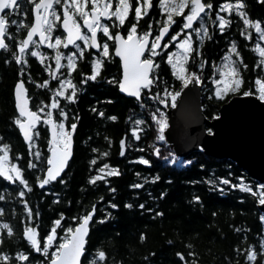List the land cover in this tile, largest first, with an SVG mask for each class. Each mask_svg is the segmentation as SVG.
Wrapping results in <instances>:
<instances>
[{"label":"trees","instance_id":"16d2710c","mask_svg":"<svg viewBox=\"0 0 264 264\" xmlns=\"http://www.w3.org/2000/svg\"><path fill=\"white\" fill-rule=\"evenodd\" d=\"M203 3L214 5L208 15H202L208 35L194 31L200 26L198 20L190 32L184 30L179 36L192 35L190 52L184 62L185 76L200 80L202 111L212 120L232 97L243 96V91L255 93V80L264 81V57L257 51V45L262 44L257 33L247 28L236 12H220L230 20L224 31H220L216 12L221 4H235L236 0H203ZM242 3L248 18L260 21L264 28V0H242ZM150 4L152 7L142 18L135 19L132 14L126 20V28L136 24L138 33L158 35L167 13L160 8L159 0H150ZM31 10V6L19 5L15 12L9 11L10 18L18 22L17 26L9 25L7 29L15 40L6 37L10 50L0 52V148L3 144L9 145L7 157L21 168V175L31 188L29 191L19 181L13 184L0 177V196L4 197L0 199L3 210L0 222H7L13 229L11 236L7 230L0 229V252L10 256L11 264H24L16 260L18 251L28 255L27 264H49L50 254L59 247L65 229H75L78 217L94 210L82 264H90V261L93 264H246L244 252L253 245L258 254L255 264H262L264 255L259 254V243L264 239V221L260 219L259 198L232 186L247 184L256 191L259 183L231 160L207 156L201 150L178 157L165 140L156 139L159 128L152 116L158 118L159 109L165 113L167 121L166 110L173 106L166 93H181L185 87L176 78L177 72L168 62L165 50L153 58L152 79L156 82L142 91L139 101L119 93L121 69L117 61L107 65L105 78L101 76L86 83H82L81 77L89 72V66L87 63L80 66L74 76L76 97L73 101L60 98L55 111L60 115L58 109L62 108L66 115L53 118L57 122L64 120L70 129L73 123L77 124L73 158L61 177L65 183L57 181L45 186V190L40 188L38 180L47 168L49 130L45 125L37 126L39 136L35 145L30 148L24 143L14 124L18 113L13 88L18 79L24 81L30 108L34 111L39 99L42 104H49L50 92L55 87H40L46 80L45 68L28 54L22 76L14 60L4 62L10 59L11 51H15L14 44L26 36L33 21ZM188 11L185 8L183 13L173 17L167 42L172 35L181 32L183 16ZM233 46L236 52H231ZM228 53L232 55L242 83L239 91L221 100L215 95L214 81L220 76L221 62ZM109 74H113L115 82L107 81ZM33 86L36 94L32 93ZM157 95L165 99L166 107L153 99ZM37 150L41 152L42 163L34 155ZM143 159L150 160L151 167L145 166ZM29 160L37 167L29 168ZM107 169L112 170V174L102 176ZM92 177H97L95 182H90ZM223 179L230 183L224 185ZM20 190L25 191V197L18 195ZM162 192L166 193L163 198ZM196 196L200 197L199 201L193 199ZM112 203L118 208L113 209ZM126 203L132 207H125ZM140 204L145 207L141 209ZM62 215L61 225H55V220ZM103 217H107V221L97 223ZM53 226L57 228V238L46 256L43 239ZM26 227L37 229L41 251L33 249L24 237ZM101 250L106 253L105 261L98 260ZM178 253L183 254V258Z\"/></svg>","mask_w":264,"mask_h":264},{"label":"snow or ice","instance_id":"6c2138e0","mask_svg":"<svg viewBox=\"0 0 264 264\" xmlns=\"http://www.w3.org/2000/svg\"><path fill=\"white\" fill-rule=\"evenodd\" d=\"M62 4L63 6V21L62 28L63 33L56 35L55 31L59 28V25L56 24V19L58 18V13L54 5ZM159 6L165 13H167V18L163 21V26L159 28V34L155 35V38L151 41L148 40V34L143 33L136 35V24H132L131 28L128 30L127 38L125 39L122 35L117 32L114 36L110 34L109 26L107 23L101 21V17H115V21L118 22V25H124L126 17L128 16L129 9L131 7L129 0H116L115 10L111 11L112 0H92L90 12L86 10L85 4L81 0H40L39 3H35L32 11L35 13V22L31 24L28 28L26 36L20 39L14 44L15 51H11V57L4 62L10 63L11 60H14L16 65L19 66V72L22 76L25 72V67L28 63L26 54L30 52L32 57H40L43 59V53L39 52L37 49L39 45L47 42V47L49 49H58L62 43L67 48L69 45L74 46L77 49L82 50L81 45L77 41H83L84 48H94L99 49L101 46L97 43V33L98 30L102 31L103 36L107 37L110 40L114 41L115 44V56L120 57L123 64V79L119 81L120 89L125 93H131L133 96H139L141 89H149L156 82L155 79L150 78V72L155 67L153 58L157 57L159 52L158 50L168 49L169 45L177 40L176 35H172L171 40L168 43H162L163 38L170 31V25L174 24L173 17L180 15L184 12L185 8H188L189 11L187 15L183 16V24L180 31L185 29H192L193 22L199 20L200 26L195 28L194 31L199 34L204 33V36L208 35L207 29L204 26L203 16L201 14L208 15L213 9L214 5L212 3H203L202 0H159ZM19 7V0H0V49L9 51L10 45L6 42L7 39L15 40V37L7 31L9 25L17 26L18 22L9 16L5 15V10H10V12H15ZM152 7L150 0H136L135 6V16L139 19L142 15L147 14L148 10ZM207 10V11H206ZM220 12H236L237 15L243 20V24L247 28H254L260 40H264V28L261 27V22L258 20H251L248 18V14L243 11L242 0H236V3H223L220 5V9L216 12V18L219 22L220 31L223 32L225 26L230 23V20L225 19L224 16L220 15ZM76 16H79L83 19L84 26H86L87 32L91 35H87L81 32V25L77 23ZM217 20H213V23H216ZM22 23V22H21ZM19 31V28H17ZM39 36V41L34 39V36ZM243 35V33H242ZM54 40V42H53ZM150 44V46H148ZM30 45H35L36 47H30ZM182 51L176 55L181 57V72L183 71V57H186L189 54V41L188 38L181 40L177 45ZM257 51H259L260 56L264 57V48H260L257 45ZM231 52H236L235 46L231 48ZM65 54L56 51L55 52V65L56 69H60L61 58ZM102 57L110 58V49L108 43L102 45ZM237 55H239L237 53ZM174 54L169 52L167 55L168 62L172 64L173 68H176V64L173 63ZM147 57V58H145ZM233 62H229L227 67L230 69L228 73L223 71L220 72L221 79L214 81L217 85V90L215 95L220 97L221 100H224L230 94H235L240 90L241 79L239 76V71L236 67L232 66ZM100 65V59L92 61L91 64V79L96 80L98 69ZM75 61L72 53L67 54V69L68 72H71L75 68ZM203 67V65H201ZM245 68L247 65L244 66ZM49 72L50 76L53 79H59V91L53 93L54 96H64L66 100L73 101V95L65 96L63 89L65 85L69 88H72L73 93L77 90L72 86L71 81L61 79L60 75L53 71L52 69H46ZM176 78L179 79L183 85H187L190 80L192 82L199 84L200 80H193L191 76L181 75L180 72H177ZM227 75V79H225ZM29 81L32 80L31 75L28 76ZM115 82V81H113ZM86 83V81H82ZM49 81L45 80L43 87L48 85ZM223 84V87L220 85ZM256 91L255 93L251 91H243L242 95L247 97L250 95H257L258 100L264 102V81L261 79L255 80ZM25 83L22 79H18L13 88V96L15 101V109L18 115L14 117V124L18 126L19 132L23 134V139L28 142L29 147L35 145V140L39 136V132L36 130L37 123L41 120L39 111H43L40 106H37V111H32L29 108V99L30 97L26 96ZM166 95L171 97L172 106L179 107L178 97L181 95L180 91L167 92ZM153 99H158L160 104H165V99L159 98V96L153 97ZM111 102V101H109ZM59 101L53 99L51 109H57ZM60 116L64 117L66 115L64 109H58ZM95 111V110H94ZM158 112V118L156 115L152 116V120L158 125L159 133L156 136L158 141L165 140V128L167 127V121L165 113L162 111ZM103 115V113H101ZM46 119L43 120V123L48 126V130L51 134V139L48 140V152L50 155L46 159V173L43 174L42 178L38 180V184L42 190H45V186L50 185L52 182H59L64 184L65 181L61 178L62 173H64L66 165L72 155V145H73V132L77 128V124L73 123L71 125V130H66L65 121L60 120L57 122L53 119L52 111L45 112ZM218 118V117H214ZM116 119V117H112ZM139 123V121H137ZM208 134L214 135V130L208 128L206 130ZM183 132L182 125L178 126L177 135L179 136ZM123 143V141H122ZM195 146L199 147V150H203V145L199 143V138L197 136ZM9 148L8 144H3L0 150L5 152V155L0 156V177L4 178L7 181L15 184L16 181H19L21 185L31 191V188L28 185V182L21 175V168L16 164H10L9 166L5 165V160L7 159V150ZM95 151V149H93ZM30 155L32 153L30 152ZM36 159L43 162L41 152L37 150L34 153ZM159 156V152H157ZM167 162L168 158H164ZM191 163V161H188ZM143 164L145 166L151 167V161L148 159H143ZM37 164L33 163L32 160H29V168H36ZM107 167V165H105ZM203 168V165L201 166ZM111 175L112 173H108ZM103 179V177H100ZM97 177H92L90 182H95ZM159 179V177H157ZM170 182V181H169ZM222 183L227 185L230 183L229 180L223 179ZM233 187H240L242 190L252 193L253 196H258V203L261 206H264V183H259L256 191L253 190L247 184H241L239 186L232 185ZM133 187H141V185H133ZM224 191V189H220ZM114 191V189L112 190ZM45 194H48L46 191ZM18 195L23 198L25 197V191L20 190ZM166 193H161V198H163ZM3 196H0V199H3ZM196 201L200 200V197L196 196L193 198ZM113 209H117L118 205L115 203L111 204ZM125 207H132L131 204H125ZM139 207L143 209L145 206L140 204ZM25 209L28 211V206L25 203ZM0 209V213H2ZM149 211H152L149 209ZM156 215H163L161 212H156ZM37 217L39 213L36 214ZM93 213L89 212L85 215L78 217V223L73 229L68 227L65 229V235L61 238L62 242L59 244V247L52 251L50 256V264H81L82 253H85V237L89 233V225ZM215 215V213H213ZM63 215L61 219L55 220V225H61ZM264 221V215L260 217ZM28 220H32L31 212L28 214ZM107 221V217H103L97 221L99 224H104ZM0 229L7 230L9 236L13 234V229L7 222H0ZM57 228L53 226L52 230L46 235L43 239V252L47 256L48 250L52 247L53 241L56 237ZM24 237L30 242V246L35 249L37 252L41 251L38 247L39 241L37 239V229L33 227H26L23 233ZM144 239V235L141 234V240ZM260 255H264V239L260 240L259 243ZM154 255V254H153ZM178 256L183 258V254L178 253ZM191 255V253H190ZM245 261L246 264H255L257 259V252L255 251V246H249L245 252ZM106 253L104 251H98V260L105 261ZM17 261H23L24 264L28 262V255L23 251H18L16 254ZM0 261H3L4 264H11L10 256L5 252H0ZM90 264H93L90 261ZM264 264V262H262Z\"/></svg>","mask_w":264,"mask_h":264},{"label":"water","instance_id":"95a60500","mask_svg":"<svg viewBox=\"0 0 264 264\" xmlns=\"http://www.w3.org/2000/svg\"><path fill=\"white\" fill-rule=\"evenodd\" d=\"M32 15V23H34L35 13L33 11ZM202 15L203 13L201 16ZM197 22L198 20L193 22V26ZM169 27L171 30V26ZM190 30L191 29H185V31ZM169 34L170 31L165 35L162 43L167 41ZM35 38L39 39V36H34V39ZM148 40L151 41V38L148 37ZM148 46H150V44ZM1 50L2 49H0V52ZM115 57L120 61V80H122L123 64L120 57ZM152 71L153 69L150 72V78H152ZM193 80L195 79L193 78ZM143 90L145 89H141L139 96H133L131 93L123 92L119 87V93L122 96L137 101L141 99ZM26 96H28V91H26ZM201 99V85L191 80L183 88L181 95L178 97L180 106L167 108V128L165 129L164 135L165 141L169 144L170 148L174 150L178 157H185L192 152L199 151V147L194 145L198 136L199 143L203 145L202 151L205 155L217 159L231 160L252 179L256 180L258 183H264V102L259 101L258 97L252 95L247 97L235 96L220 108L217 116L218 118L208 120L203 114ZM163 106L166 107L165 104ZM180 125L183 127V132L178 136L177 131ZM207 128H212L214 130V135L208 134L206 131ZM75 132L76 129L73 132L72 155L66 165L64 173L73 158ZM48 133L49 139H51V134L50 132ZM20 135L23 139V134L20 133ZM23 141L28 145L27 141L24 139ZM64 173H62V176ZM259 210L262 215H264V206L260 205ZM91 212L94 214V210ZM93 218L94 215L91 218L90 224ZM89 233L85 237V249ZM84 254L85 253H82L81 256V264Z\"/></svg>","mask_w":264,"mask_h":264},{"label":"flooded vegetation","instance_id":"af4514ba","mask_svg":"<svg viewBox=\"0 0 264 264\" xmlns=\"http://www.w3.org/2000/svg\"><path fill=\"white\" fill-rule=\"evenodd\" d=\"M81 1L83 2V0H81ZM39 2H40V0H19V5L31 6L32 9H33V7L35 6V3H39ZM84 2H85L86 10H88L90 12L92 0H84ZM115 2H116V0H113L112 4L114 5ZM129 3L131 5V7H130L129 14L126 17V20L132 14L134 15L135 19H137V17L135 16L136 0H129ZM54 7L56 8L57 13H58V18L56 19V24L59 25V28L55 31V34L59 35V34L63 33V30L61 28V22L63 20V6H62V4H56V5H54ZM110 10L112 11V9H110ZM9 11L10 10H6L5 11V15L6 16H9ZM31 12H32V10H31ZM142 16L140 18H142ZM75 18L77 20V23L81 25V32L90 36L91 34L87 32L86 26H84L83 19L80 18L79 16H76ZM126 20H125V24L124 25H118V22L115 21V17H108V18L101 17V21L107 23V25L109 26V31H110V34L112 36H114L117 32H119L122 35V37H124L125 39L127 38L128 30L131 28V26L126 28ZM179 33L181 35L183 34V32L182 33L179 32ZM136 34L139 35L140 33H138L136 31ZM63 35H66V34L63 33ZM148 37H150L151 40H153L155 38V36L151 37L149 34H148ZM35 40L39 41L38 38H35ZM53 42H54V40H53ZM77 43L81 45L82 50L77 49V48H75L72 45H69L67 48H65L63 43L60 46H58V49H55V50L54 49H49L47 47V42H45L44 44L39 45V47L37 49L39 52L43 53V59H41L40 57H32L30 52L27 53L32 59L38 60L41 63V65L44 66L45 72H46V80L49 81L48 88H51V85L53 87H55V89H52V91L50 92V98H49V104L48 105L42 104V102H41L42 99H39L36 102V104H37L36 105V110H34V111H37V106H40L43 109V111H39L38 112V115H40V117H41V121L39 122L38 126L45 125L43 123V120L46 119L45 112H47V111H52L53 118L60 116L55 111L56 109H51L49 106L51 105L53 99H56V100H59L60 98L65 99L64 96H59V95L54 96L53 95V93H57L59 91V79H53L50 76L49 72L46 71V69L50 68L53 71L57 72L60 75L61 79H65V80L71 81L72 86L75 87L76 90H77V85L75 84L74 76H75V74L77 72H79L80 66L83 63H87L88 66H89V72L81 77V80L83 79V81H87V80L93 81L91 79V75H92V73H91V64H92V61L96 60V59H100V65H99V69H98V73H97L96 79H98L101 76H102V78H105V77H103V73L106 71L107 65L112 64L113 62L116 63V61H117L118 62V66L121 69L120 61L114 56V50H115L114 41L108 39L105 36H103L102 31L98 30V33H97V43H98V45L101 46L99 49L84 48L83 47V41H77ZM104 43H108V45H109L110 58L109 57H102V55H101L102 54V45ZM30 47H36V46L35 45H30ZM57 50L65 54L61 58L62 67L60 69H56L55 59H54L55 52ZM161 51L162 50H159L158 52H161ZM68 53H72L73 54V58H74L75 65H76L75 68H73V70L71 72H68V69H67V54ZM145 58H147V57H145ZM107 76H110V79H107V81H109V80L114 81L113 74H109ZM63 91L65 93V96L73 95L74 98L76 97V92L77 91L75 93H73L72 88H69L67 85H65V88L63 89ZM32 93L36 94L34 86L32 88ZM36 97L37 96L34 95L35 99H36ZM45 126H47V125H45ZM65 127H67L70 130V128L66 125V123H65Z\"/></svg>","mask_w":264,"mask_h":264},{"label":"rangeland","instance_id":"374dc122","mask_svg":"<svg viewBox=\"0 0 264 264\" xmlns=\"http://www.w3.org/2000/svg\"><path fill=\"white\" fill-rule=\"evenodd\" d=\"M82 2V1H81ZM112 2H113V0H112ZM82 3H84L85 4V2H84V0H83V2ZM112 11H114L115 10V4L113 5L112 4ZM129 11H130V9H129ZM129 14V13H128ZM261 27L263 28V26L261 25ZM253 30H254V32L256 33V30L254 29V28H252ZM190 32V31H189ZM258 35V34H257ZM191 33H188V34H186L185 36H183V37H181V36H177V40L176 41H174V42H172L170 45H169V48L168 49H164L165 51H166V55H168V53L169 52H171V53H173L174 54V56H173V63H175L177 66H176V68H174L175 70H176V72H180V74L181 75H184L185 76V66H184V62H185V60H186V58H187V56L186 57H183L182 59H183V64H182V67H183V71L181 72V57H179L178 55H176V54H178V53H180L182 50L180 49V48H178L177 47V45L180 43V41L181 40H184L185 38H188V41H189V45H190V48H191V44H190V38H191ZM259 38V37H258ZM171 40V39H170ZM169 40V41H170ZM261 42H262V44L260 43L259 45H260V48H264V40H260ZM165 43H168L167 41L165 42ZM189 52H190V49H189ZM233 62V58H232V55H231V53H228L225 57H224V59H223V61L221 62V69H220V72L221 71H223V72H225V73H228L229 71H230V69L227 67V65L229 64V62ZM232 66H234V63H232ZM235 67V66H234ZM228 77H227V75H226V77H225V79H227ZM221 79V77L219 76L218 77V79L216 80V81H218V80H220ZM191 81V80H190ZM189 81V82H190ZM188 82V83H189ZM220 87H223V84H221L220 85ZM257 87V86H256ZM216 90H217V85L215 84V87H214V91H215V93H216ZM235 97V96H234ZM167 128V127H166ZM66 130H69L67 127H66ZM3 155H5V153H2V150H0V156H3ZM10 164H14V163H11V161H10V159L7 157V159L5 160V165L6 166H9ZM110 172H112V170H110V169H107V170H105V171H103L102 172V176H105V175H108V173H110ZM54 242V241H53Z\"/></svg>","mask_w":264,"mask_h":264}]
</instances>
